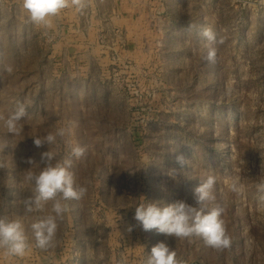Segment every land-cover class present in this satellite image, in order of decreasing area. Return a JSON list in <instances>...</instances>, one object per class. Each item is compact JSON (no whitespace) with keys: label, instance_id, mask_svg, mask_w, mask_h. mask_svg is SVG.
<instances>
[{"label":"rangeland","instance_id":"1","mask_svg":"<svg viewBox=\"0 0 264 264\" xmlns=\"http://www.w3.org/2000/svg\"><path fill=\"white\" fill-rule=\"evenodd\" d=\"M114 4L85 0L83 10L70 6L44 26L29 21L22 0H0V117L20 104L28 113L20 134L0 119V215L21 219L31 245L23 256L0 248V264H146L161 241L185 264H264V0ZM128 12L136 24L125 22ZM205 28L223 37L215 63L202 59ZM60 128L70 133L51 150L63 161L72 146L86 149L72 171L87 194L68 202L58 246L46 252L31 239L41 213L25 212L32 186L24 177L27 160L43 167L49 150L34 137ZM209 175L216 199L208 207L224 208L230 248L135 221L147 201L199 207L194 189ZM233 178L239 194L230 191Z\"/></svg>","mask_w":264,"mask_h":264},{"label":"clouds","instance_id":"2","mask_svg":"<svg viewBox=\"0 0 264 264\" xmlns=\"http://www.w3.org/2000/svg\"><path fill=\"white\" fill-rule=\"evenodd\" d=\"M70 6L83 10L86 6L85 0H22V7L29 21L44 26H51V18ZM202 34L206 40V53L202 55V59L215 63L218 52L216 45L223 43V37L218 39L217 33L211 28H205ZM5 71L11 73L12 66H6ZM27 115L26 107L20 104L7 118L0 119L9 133L20 134V121ZM69 133V128H60L54 133L48 132L43 137H34V145L37 148L47 144L49 150L41 153L43 167L31 158L27 160L32 167L25 171L24 179L32 188L31 195L24 200V209L27 213H41L30 225L31 239H34L35 247L46 252L58 246L57 231L65 214L70 210L68 202L80 200L87 194V188L77 184L75 173L72 171L73 159L82 158L86 149L78 144L72 146L70 156L63 161L56 160L55 153L51 150L57 137L64 138ZM176 159L181 165L186 163L182 155ZM34 167L38 170L34 171ZM215 183L216 177L209 175L194 189L199 207L190 205L186 200H177L163 206L159 201H147L136 206L134 219L144 231L155 229L158 234L176 239L202 238L207 246L217 250L230 248L232 239L222 219L224 208L219 204L208 207L209 203L216 199L213 192ZM229 188L236 194L242 192L238 178L232 179ZM257 188L261 193L260 201L264 203V181L259 183ZM50 201L51 208L48 209ZM128 231H132V226H129ZM30 246V237L21 219L0 215V248L6 250L10 256H23ZM146 264L185 262L177 257L175 249L161 241L151 248Z\"/></svg>","mask_w":264,"mask_h":264},{"label":"crops","instance_id":"3","mask_svg":"<svg viewBox=\"0 0 264 264\" xmlns=\"http://www.w3.org/2000/svg\"><path fill=\"white\" fill-rule=\"evenodd\" d=\"M139 2H141V0H114V7L116 8H121V9H130L132 10L133 8H137L139 7ZM146 7L148 6H151V5H145ZM132 14V13H131ZM130 12H128L127 14V18H124L125 22L128 24V25H132L131 23L133 24H136L135 22H133L132 20V16H131ZM67 20V19H66ZM78 48H82L83 45H79L77 46Z\"/></svg>","mask_w":264,"mask_h":264}]
</instances>
